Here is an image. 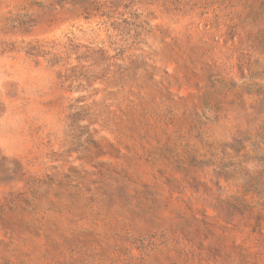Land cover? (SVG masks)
I'll use <instances>...</instances> for the list:
<instances>
[{
  "label": "rangeland",
  "instance_id": "rangeland-1",
  "mask_svg": "<svg viewBox=\"0 0 264 264\" xmlns=\"http://www.w3.org/2000/svg\"><path fill=\"white\" fill-rule=\"evenodd\" d=\"M83 1L0 0V264H264V0Z\"/></svg>",
  "mask_w": 264,
  "mask_h": 264
},
{
  "label": "trees",
  "instance_id": "trees-1",
  "mask_svg": "<svg viewBox=\"0 0 264 264\" xmlns=\"http://www.w3.org/2000/svg\"><path fill=\"white\" fill-rule=\"evenodd\" d=\"M118 3H121V0H114L113 2L110 3L111 7L108 6V8L111 9L112 5L118 6ZM79 4H81V3H79ZM81 5L87 11L94 10V9L100 10L102 8V6H104L103 4H101L100 2H97L95 0H84ZM135 17H137V14H136ZM138 19H139V16H138ZM145 23H146L145 21L141 22V24H145ZM92 54L93 55H100V54H102V51L101 50L92 51ZM95 65L96 64L93 63L92 66H95ZM49 181L52 183V178H49V180L47 181L48 183H43V184H49ZM29 193L30 194L32 193V189H31V191H29ZM56 197L59 199L58 202H53L51 200V206L54 207V208L60 207V208H63V209H68V208H70L69 206H70L71 202H76L75 194L74 195L69 194L68 189L62 190L58 194V196H56ZM25 201H27V199L25 198V194L24 193L19 194V195L11 196V198L9 199L7 204L0 205V211H1L0 214H1L2 218L3 217L6 218V216L8 215L7 213L4 212V210L11 211V212H16V210H18V209L19 210H24V208L22 207L21 204L23 202H25ZM37 229H40V228H37Z\"/></svg>",
  "mask_w": 264,
  "mask_h": 264
}]
</instances>
